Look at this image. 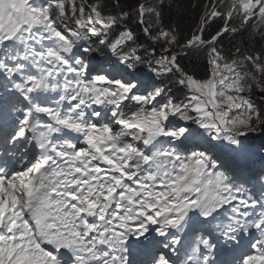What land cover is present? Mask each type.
Returning <instances> with one entry per match:
<instances>
[{"label":"snow or ice","instance_id":"6c2138e0","mask_svg":"<svg viewBox=\"0 0 264 264\" xmlns=\"http://www.w3.org/2000/svg\"><path fill=\"white\" fill-rule=\"evenodd\" d=\"M0 264H264V0H0Z\"/></svg>","mask_w":264,"mask_h":264},{"label":"trees","instance_id":"16d2710c","mask_svg":"<svg viewBox=\"0 0 264 264\" xmlns=\"http://www.w3.org/2000/svg\"><path fill=\"white\" fill-rule=\"evenodd\" d=\"M226 48L227 47H230V45L228 44V42L227 41H225V45H224Z\"/></svg>","mask_w":264,"mask_h":264}]
</instances>
